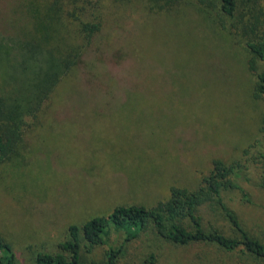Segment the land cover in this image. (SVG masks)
<instances>
[{
	"label": "rangeland",
	"instance_id": "rangeland-1",
	"mask_svg": "<svg viewBox=\"0 0 264 264\" xmlns=\"http://www.w3.org/2000/svg\"><path fill=\"white\" fill-rule=\"evenodd\" d=\"M23 4L0 0V96L19 120L11 129L21 133L0 162V234L11 237L20 264H35L39 251L57 254L71 226L118 206L154 208L174 188L196 190L214 160L247 166L250 202L239 191L224 199L243 228L264 241V97H253L247 55L224 29L196 5L102 0L103 29L77 76L33 118ZM200 214L206 229L237 235L219 210L206 206ZM118 248L116 264H143L152 254L156 264H264L216 244L176 245L153 228L130 239L112 231L105 246L82 257L106 264Z\"/></svg>",
	"mask_w": 264,
	"mask_h": 264
},
{
	"label": "trees",
	"instance_id": "trees-1",
	"mask_svg": "<svg viewBox=\"0 0 264 264\" xmlns=\"http://www.w3.org/2000/svg\"><path fill=\"white\" fill-rule=\"evenodd\" d=\"M162 2L171 9L183 6L195 10L196 5L195 11L203 18L210 16L212 24L224 29L247 55L246 67L254 78L253 97H264V0H149V5ZM23 5L28 23L21 29L20 39L27 56L33 57V82L29 85L33 87V108L28 116L33 113L36 118L58 86L77 76L85 54L103 29L104 6L102 0H24ZM18 121L6 97L0 96V162L9 159L12 148L21 142L20 131L11 129L18 127ZM262 124L264 134V121ZM248 181L246 165L214 160L210 173L196 190L174 188L170 198L154 208L118 206L107 217L71 226L68 239L59 244L60 251H39L34 263L97 264L85 262L82 252L91 253L105 246L112 231L123 232L130 239L149 228L176 245L216 244L226 251L242 250L264 261V241L253 238L243 228L224 199L226 192L239 191L243 200L250 202L243 187ZM260 186L264 190V176ZM206 206L223 213L237 235L229 237L219 230L206 229L200 214ZM121 253V248L110 250L106 264H116ZM18 258L11 237L0 234V264H20ZM143 264H156V256L150 255Z\"/></svg>",
	"mask_w": 264,
	"mask_h": 264
}]
</instances>
